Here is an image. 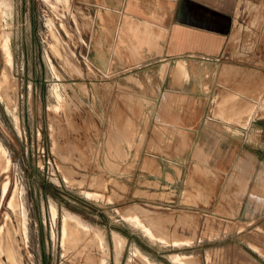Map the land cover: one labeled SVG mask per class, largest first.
I'll return each instance as SVG.
<instances>
[{
    "label": "rangeland",
    "instance_id": "obj_1",
    "mask_svg": "<svg viewBox=\"0 0 264 264\" xmlns=\"http://www.w3.org/2000/svg\"><path fill=\"white\" fill-rule=\"evenodd\" d=\"M69 2L63 17L52 8L64 14L62 0H0V264H264L249 248L264 245V184L228 199L233 175L200 167L185 175L202 182L196 199L135 185L136 172H156L152 154L171 155L160 149L165 128L145 149L150 102L130 77L116 83L93 65L92 10L87 0ZM230 46L221 67L250 72H220L225 88L209 111L247 127L248 143L264 149V129H250L264 121V0H240ZM216 186L223 198L204 199ZM242 206L246 216L236 217ZM69 214L85 226L68 229Z\"/></svg>",
    "mask_w": 264,
    "mask_h": 264
},
{
    "label": "crops",
    "instance_id": "obj_2",
    "mask_svg": "<svg viewBox=\"0 0 264 264\" xmlns=\"http://www.w3.org/2000/svg\"><path fill=\"white\" fill-rule=\"evenodd\" d=\"M87 4L94 29L88 44L82 39L93 65L114 74L116 83L130 77L129 87L150 102L144 148L158 125L165 128L160 149L171 155L152 154L158 163L156 172H136L134 182L140 191H175L180 199L189 190L196 199L202 182L192 179V185L188 184L185 175L200 167L233 175L224 192L228 199L245 200L253 185L261 187L264 181H258L256 173L264 149L248 143L247 127L223 124L209 111L212 98L225 88L218 85L220 72L223 78L235 72L245 77L250 72L245 65L221 67L224 57L233 55L230 42L240 0H87ZM243 52L240 55L248 54ZM250 129L262 131L264 121L254 119ZM179 169H185L184 176ZM222 186L204 199H222ZM246 213L242 206L235 215L245 217ZM249 248L264 259L255 250L264 253V245L250 243Z\"/></svg>",
    "mask_w": 264,
    "mask_h": 264
},
{
    "label": "bare ground",
    "instance_id": "obj_3",
    "mask_svg": "<svg viewBox=\"0 0 264 264\" xmlns=\"http://www.w3.org/2000/svg\"><path fill=\"white\" fill-rule=\"evenodd\" d=\"M58 3H60V0H57ZM63 1V6H64V14L63 12L61 11V8L58 6V5H52V8L54 10V12H57V13H60L61 16L65 17V15L67 14V11L70 9L71 7V4L69 2V0H62ZM47 3V2H46ZM49 3V2H48ZM9 42V41H8ZM6 52V51H5ZM67 63V62H66ZM75 72V71H74ZM56 91H57V95H58V98H61L57 88H56ZM55 94V93H54ZM57 98V97H56ZM1 146V145H0ZM68 219L70 220V224L67 223V226L69 227L68 229L72 230L74 227H84V223L78 219L77 217H75L74 215L72 214H69L68 215ZM67 221V220H66ZM66 223V222H65ZM73 227V228H72ZM77 227V229L79 230V228ZM86 228V227H85ZM76 229V230H77ZM75 230V231H76ZM73 231V230H72ZM74 232V231H73ZM79 235V234H78ZM87 236V235H86ZM89 236V235H88ZM84 237V236H83ZM89 238V237H87ZM102 238H103V235H102ZM116 238V242H117V261H119V258L121 256V253H122V246H121V243L123 242V239L120 237V236H115ZM104 240V239H103ZM104 244V243H103ZM136 248V247H135ZM137 250V249H135ZM139 250V249H138ZM137 252H140V251H134L135 254H137ZM144 255V254H143ZM146 257V256H145ZM154 264V263H153Z\"/></svg>",
    "mask_w": 264,
    "mask_h": 264
}]
</instances>
